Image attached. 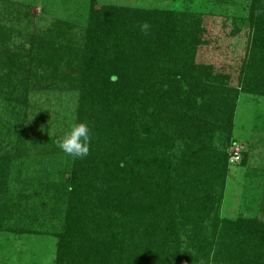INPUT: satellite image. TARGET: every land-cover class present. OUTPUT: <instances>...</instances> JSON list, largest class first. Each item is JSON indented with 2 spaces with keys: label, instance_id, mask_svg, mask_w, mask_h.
<instances>
[{
  "label": "trees",
  "instance_id": "trees-1",
  "mask_svg": "<svg viewBox=\"0 0 264 264\" xmlns=\"http://www.w3.org/2000/svg\"><path fill=\"white\" fill-rule=\"evenodd\" d=\"M26 31L18 43L0 27V101L26 109L37 87L66 83L92 141L52 183L55 197L37 181L24 207L27 197L9 195L12 158L0 155V231L42 214L45 231L17 232L52 234L54 264H264V219L222 216L240 95L264 98V0H247L243 16L89 0L81 36L63 20ZM25 120L2 122L17 157L46 147Z\"/></svg>",
  "mask_w": 264,
  "mask_h": 264
},
{
  "label": "rangeland",
  "instance_id": "rangeland-1",
  "mask_svg": "<svg viewBox=\"0 0 264 264\" xmlns=\"http://www.w3.org/2000/svg\"><path fill=\"white\" fill-rule=\"evenodd\" d=\"M105 4L129 5L143 9H175L192 13L216 15H246L247 0H99ZM89 0H0V27L14 29L15 41L22 42L33 30L50 26L56 20L70 23L81 36L87 24ZM65 84V85H64ZM54 88H39L32 92L29 105L15 110L8 100L0 101V155L9 153L12 162L9 168L10 197L14 202L21 199L22 207L36 200L35 186L45 190L52 183L61 184L69 177L73 157L68 156L57 145L47 144V139L62 138L75 124L78 91L67 89L66 83ZM18 115L26 123L28 138L40 146L34 150L13 155L15 129L5 131L2 122ZM43 126V128H41ZM234 138L239 145L229 148L232 153L238 146L245 148L246 165L233 163L228 178L222 216L237 219L240 216L264 219V98L241 94L237 106ZM11 150V151H10ZM33 182V184H32ZM35 185V186H34ZM41 189H39L40 191ZM53 196L49 197L52 201ZM48 198L49 202L51 200ZM47 200V198H46ZM23 210L22 208L17 212ZM42 215V214H41ZM31 218L12 217L0 231V264H54L56 239L52 234H20L18 230L36 229L45 231ZM59 225V224H58ZM47 227V232H49ZM58 227H55L57 230ZM51 231L54 228L51 227Z\"/></svg>",
  "mask_w": 264,
  "mask_h": 264
},
{
  "label": "clouds",
  "instance_id": "clouds-1",
  "mask_svg": "<svg viewBox=\"0 0 264 264\" xmlns=\"http://www.w3.org/2000/svg\"><path fill=\"white\" fill-rule=\"evenodd\" d=\"M139 27L142 33L149 34L151 25L147 21L140 24ZM110 80L115 83L118 81V76L113 75ZM91 141L92 130L89 124L79 122L72 125L62 138L57 139L56 145L68 156L83 159L90 154Z\"/></svg>",
  "mask_w": 264,
  "mask_h": 264
},
{
  "label": "built area",
  "instance_id": "built-area-1",
  "mask_svg": "<svg viewBox=\"0 0 264 264\" xmlns=\"http://www.w3.org/2000/svg\"><path fill=\"white\" fill-rule=\"evenodd\" d=\"M241 160V150L237 147L233 152L232 156L230 157V163H238Z\"/></svg>",
  "mask_w": 264,
  "mask_h": 264
}]
</instances>
